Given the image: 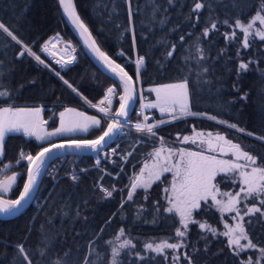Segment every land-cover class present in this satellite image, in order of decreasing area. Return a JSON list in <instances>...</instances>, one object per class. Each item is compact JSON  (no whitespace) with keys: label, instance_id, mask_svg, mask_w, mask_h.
<instances>
[{"label":"trees","instance_id":"obj_1","mask_svg":"<svg viewBox=\"0 0 264 264\" xmlns=\"http://www.w3.org/2000/svg\"><path fill=\"white\" fill-rule=\"evenodd\" d=\"M202 2L206 6L199 13H194V0H173L171 4L168 0H130V5L129 0H73L77 15L88 27L97 46L123 66L134 82L137 80L134 58H145L139 73L143 88L175 83L186 75L190 77L189 105L196 115L159 126L156 136L163 138V146L196 148L191 143H181L183 136L194 137V131L203 132L204 136L212 132L241 144L258 159L264 158V140L256 138L264 136V41L252 38L251 47L245 49L239 30L222 23L228 18L234 24L238 17L247 23L259 9L261 0H236L235 6L233 0ZM213 20H219L218 29L210 31L208 37H202L204 27L210 26ZM0 22L9 26L37 54L40 45L56 34L70 44L76 54V61L70 66L44 59L49 70L27 54L18 57L20 45L6 34L0 35V61L3 62L0 70L4 73L0 81L11 95L8 103L24 107L41 106L46 128L56 127L57 114L66 107L92 113L86 102L97 103L108 86L118 85L98 70L69 30L58 0H0ZM232 31L237 32V37L232 41L226 40L224 33ZM181 35L185 37L184 41L180 40ZM198 37L199 46L209 57L205 63L211 71L204 77L209 83L197 80L195 59L187 66L184 59L189 53H195ZM173 44L176 45L174 56L168 58L167 50H172ZM238 48L241 52L239 59L236 56ZM121 52L123 56L118 55ZM240 59L245 62L255 60L256 63L250 64L249 70L238 77L236 68ZM64 80L77 92H73ZM235 83H238L239 91L234 90ZM117 90L114 109L121 94L120 88ZM244 93L248 94L247 100L240 99ZM5 105L0 101V106ZM129 119H134V114ZM160 119L165 118L155 115L153 121ZM219 121L236 124L245 131L232 129ZM106 127L104 123L100 128L69 137L94 139ZM248 132L254 135L249 136ZM177 134L180 139H177ZM157 137L149 138L146 134L125 129L119 132L110 145H117L121 155L132 154L128 155L125 163H121L119 158H113L111 163L103 160L101 165L105 167V174L92 167L94 155H62L50 162L63 157L64 162L74 159L78 166V178L71 180L60 168L56 175L58 180L54 183L44 174L50 162L47 163L30 205L13 219H0V264H13L17 256L16 246L21 243L34 254L35 264L41 261L51 264L57 254L63 257L66 252L72 254L68 258L70 262L78 259V264H84V258L88 256L95 264H110L112 245L109 242L115 241L121 228L125 229L121 240L129 238L136 245L130 250L132 253L139 251L143 255L145 243L175 242L178 220L164 212L161 199L163 182L154 183L146 191H137L132 200L126 199L130 177L153 153ZM65 138L50 141L60 142ZM41 143L48 145V142H37L21 134L7 135L3 143L0 174L7 177L11 173H19L15 185L8 192L9 198L15 199L19 195L26 177L27 162L16 163L19 151L35 154L40 150ZM101 185L109 189L114 186L116 191L113 196L105 198L100 191ZM193 217L195 221H203L216 229V235H213L210 231L197 229L195 224L189 225L181 241L184 244L181 251L191 256L194 264H241L242 260H248V255L254 257V250L252 253L240 252L238 256L234 254L235 251L228 247L227 240L221 235L217 213L208 204L202 203ZM243 223L249 239L258 247H264V217L255 213L251 217L245 216ZM45 241L49 250L41 257L38 250L44 247ZM90 241H94L95 252L90 253ZM128 251L122 250L119 264L168 262V258L165 260L163 256H155L151 252L147 256L155 257L154 260L138 261L134 254L129 256ZM185 263H188L186 259Z\"/></svg>","mask_w":264,"mask_h":264},{"label":"snow or ice","instance_id":"obj_2","mask_svg":"<svg viewBox=\"0 0 264 264\" xmlns=\"http://www.w3.org/2000/svg\"><path fill=\"white\" fill-rule=\"evenodd\" d=\"M169 4L173 0H168ZM236 0H233V6H235ZM59 4L63 9L65 15L71 19L72 23L80 30L81 36H86L85 44L90 48L97 57L103 62L104 66L119 79V84L109 87L103 97V99L98 104H92L91 107L97 109L99 113L104 114L105 118L109 117L113 105V99L111 97L118 95L117 89L123 88V94H119V107L115 110L114 116L108 119L107 127L104 128L102 134L94 139H78L74 137L66 136V138L59 143L51 142L50 137L62 136L69 133L76 132H88L90 128L102 127L101 119L96 116H89L83 112H78L74 108L66 107L63 111L59 112V126L53 131H45L46 121L40 119L41 109L39 107H16L8 103L11 99V95L8 90L4 87L2 81H0V101H3L7 106H0V162L3 160V143L6 141L7 135L10 133H20L23 132L25 137H35L37 141L48 142L47 146L40 144V150L35 152V154L24 153L23 150L20 152V158L16 161L17 164L21 161H26L27 166V178L23 184L22 190L19 192L18 198H4L2 193H6L13 188L16 183L17 176L19 173H14L10 177H6V180L0 182V214L11 215L18 209V207L28 199L37 185L38 176L41 174L42 169H44L45 164L52 157L53 152H62L64 149H90L94 152H99L102 150L107 141L111 139L117 132H122L125 126L134 128L137 133L147 134L149 138L156 137V129L166 123L164 119L154 121L153 123H147L149 117L143 116V122H136L135 124H129L127 119L131 103L133 101L131 85L133 83L132 77L129 75L125 68L112 58H110L104 51H102L97 45L96 41L93 39L89 32L88 27L81 20L80 16L77 15L75 8L72 6V0H59ZM130 5V0H129ZM206 6V3L202 0H194V7L192 12L199 13L202 8ZM132 12L129 6V19L131 22ZM198 19V17H197ZM219 20H213L210 22V26L206 25L202 31V37H208L210 31L218 29ZM229 28L239 29L243 34L242 47L247 49L251 47L252 38H258L260 41H264V0H261L259 9L256 11L255 15L247 22L244 23L238 17L235 23H230L228 18H225L222 22ZM257 24L259 27H257ZM195 26V25H193ZM6 34V37L10 38L11 41H15L16 44L20 45V52L18 57H23L25 54L33 57L38 63L45 64V61L41 59V56L35 53L32 48L23 43V41L18 38L14 31L3 22H0V35ZM224 37L228 41H232L233 38L237 37V32L232 31L231 33L225 32ZM180 40L184 41L185 37L180 36ZM198 42L195 45V53H189L184 57L186 66L188 62L195 59V67L197 71L195 75L198 81H203L204 83H209V81L204 80V77L211 71V68L205 63L209 57L205 55L204 49L199 46L200 37L197 38ZM48 42H46L47 44ZM133 45L135 46V40H133ZM71 46L70 44L68 45ZM176 45H172V50H167V57L172 58L174 56ZM42 51L47 52V47H44ZM221 52V55L223 54ZM118 55L123 56V52ZM237 58L241 56L240 49H237ZM75 58L69 56L67 59L62 61L57 60L56 63L63 65H68L73 62ZM3 62L0 61V64ZM145 63V58L143 56H138L135 61L137 80H139L140 70ZM256 63L255 60H249L245 62L240 59L238 67L236 68L237 76L242 72L248 71L250 64ZM45 67L47 65L45 64ZM191 72V69H189ZM58 76L59 72L56 73ZM4 75L3 71L0 70V77ZM63 79V77H60ZM64 83L72 88L73 92H77L67 80ZM190 86L191 79L189 76H184L183 79L175 83L161 84L158 87L151 89L155 92L156 99L154 102L148 105H142V107H149L158 109L162 117L167 114L170 120H179L186 116L196 115V113L191 112L189 105L190 98ZM234 90L239 91L238 83L233 85ZM247 93L240 96L241 100H247ZM105 101H107V107L104 106ZM216 119V117H211ZM221 124H226L232 129H237L240 132H244L245 129L238 128L236 124H228L226 121H219ZM247 135L253 136L254 133L248 132ZM195 137V138H194ZM194 137L189 135H184L181 143L183 144H193L198 143L197 138H199V145H206L205 150H191L184 147L174 148L168 147L166 149L168 155L162 157L161 153L165 151L164 148H155L153 152V157L161 163L153 164L151 167L146 162L144 167L140 168L139 173L135 174L131 181L130 187L128 189V200L133 199V195L139 188H144L145 191L151 186L153 180H160L162 173L172 172L173 182L172 191L175 194L169 197L168 203L169 207L164 208L165 212L173 213L175 212L180 220L181 227L176 228L175 235L178 238H184L186 236V230L190 223H198L193 219V210L199 209L201 207V201H207L210 197L211 200L222 206V210L236 212V216L233 217L234 221H237L234 226L225 224L227 229L221 235L228 238L227 244L230 249L235 246V255H239L240 252H244L247 249H257L260 255L253 259L249 257L246 261H241V264H264V247H258L256 243H253L249 239V234L245 230V224L242 222L244 216H253L255 213H260L264 217V209L257 206L255 203L252 206L244 205L246 211L241 215V209L237 207L243 201L252 199L253 201L258 200L260 205H264V158L258 159L256 155L251 154L249 151L245 150L241 144L234 143L231 139H227L225 135L212 132L207 133V139L204 138V133L200 131H194ZM258 140H264V136H257ZM163 139V138H161ZM177 139H180L179 134H177ZM219 152L221 156L231 153L233 159H218L216 155L205 154ZM116 152L113 149L112 154ZM132 153H128L131 155ZM238 161H243L239 163ZM99 164V161H97ZM5 168L9 165H4ZM147 175H145V171ZM218 173H231L233 174L232 183H239L240 189L235 192V194L225 192L224 195L228 196L227 202H222L217 199L218 188L217 185L213 183ZM71 175V174H70ZM238 177V179L236 178ZM72 180H76L75 175H71ZM100 191L103 192L105 198H110L116 191L113 186L111 189L100 186ZM167 191V190H166ZM157 211L159 209L157 208ZM77 212V216H79ZM115 215V214H114ZM110 222V221H109ZM249 224L251 221L249 220ZM201 230H207L216 235V229L211 228L207 223H199ZM183 229V230H182ZM125 235V229L121 228L119 233L115 237V241H110L111 243V260L110 264H119L118 257L122 255V250L128 249V255H135L138 261H145L146 259H155V257H148L147 253H155L157 256L164 255L165 249L173 250L172 261L173 264L177 262L180 257L175 254L176 249L184 247V244L180 241L169 243L167 241H161L160 243H145L144 244V254L142 255L139 251L132 253L130 250L134 249L136 245L132 243L129 238L121 237ZM241 240L247 241L246 244H241ZM94 241L89 242L90 253L95 252L96 249L93 246ZM17 256L13 259V264H35L34 254L31 253L30 249H26L23 243L16 246ZM49 250L47 241L44 242V247L40 248L39 254L44 257ZM71 252L64 253L63 257L57 254L55 260L51 261V264H78V259L69 261ZM184 259L187 260L188 264H194L191 256L187 254L184 255ZM167 260V256H165ZM40 264H45L41 261ZM84 264H95L94 261H90L88 256L84 258Z\"/></svg>","mask_w":264,"mask_h":264},{"label":"rangeland","instance_id":"obj_3","mask_svg":"<svg viewBox=\"0 0 264 264\" xmlns=\"http://www.w3.org/2000/svg\"><path fill=\"white\" fill-rule=\"evenodd\" d=\"M257 27H259V25L257 24ZM237 30H239V29H237ZM239 32H240V30H239ZM241 33V32H240ZM241 35H242V37H243V34L241 33ZM49 39H54L53 40V42H52V47L51 48H48V50L49 51H47L46 52V54H51L52 56H55L56 58H59V56H61V54H62V57L63 58H68L69 56H71V54L75 57V61H76V54H75V52H74V50L72 49V47L70 46H68L69 44L68 43H66L63 39H62V37L60 36V35H53V36H51V37H49L48 39H46L45 41H47V40H49ZM44 41V42H45ZM58 41V42H57ZM41 46V45H40ZM38 52H39V49H38ZM40 56H41V59H46V60H49V61H51V62H53L52 60H51V58L50 57H47V56H45V55H43V54H40ZM31 57V56H30ZM32 58V57H31ZM33 59V58H32ZM136 59L137 58H134V61H133V63L135 64V61H136ZM34 60V59H33ZM57 60H60V59H56L54 62H56ZM35 61V60H34ZM37 62V61H36ZM38 63V62H37ZM39 64V63H38ZM45 64L47 65V63L45 62ZM45 64H42L43 65V67H45ZM61 65H62V63H61ZM66 66H69V65H66ZM45 68H47V69H49V70H51L50 69V67L47 65V67H45ZM135 69H136V64H135ZM137 81V85L139 86V84H138V80H136ZM112 86H114V84H112ZM159 85H154V86H148V87H144V88H142V87H140V92H141V96H143V97H145L144 99H143V102H144V104L143 105H148V104H150V103H152V102H154L155 101V99H156V94H155V92H153V91H151V89H153V88H155V87H158ZM110 86H108L107 88H106V90L104 91V94H103V97H104V95H105V93H106V91H107V89L109 88ZM139 90H138V92H139ZM118 91V90H117ZM103 97L97 102V103H92V104H98L102 99H103ZM114 102V101H113ZM90 104V103H89ZM87 105V104H86ZM139 105H140V101H139V98H138V100H137V104H136V107L138 108L139 107ZM89 108V107H88ZM144 108V112H145V115L144 116H148L149 117V119H148V121H147V123H153L154 121H153V119L155 118V115H157L158 117H161V118H165L164 120L166 121V123H169V122H172V121H175V120H170V118L167 116V114H165L163 117H162V115H161V113L159 112V110L158 109H155V108H149V107H143ZM91 111H92V114H94V115H96V116H98V117H100L101 119H102V124H107L108 123V118L110 117V116H114V114H115V110L116 109H114L113 108V105H112V108H111V111H110V113H109V117L108 118H105L104 117V114H102V113H99L98 111H97V109H95L94 111L91 109V108H89ZM139 109H141V108H139ZM132 114H134V119H129L128 118V121H130V122H132L133 124H135L136 122H143V116H142V114H135V113H132ZM102 116V117H101ZM187 117V116H186ZM166 123H164V124H166ZM164 124H162V125H164ZM161 126V125H160ZM125 130H130V131H133V132H136L135 131V129L133 130V129H129V128H124ZM147 135V134H146ZM157 137V136H156ZM34 139V138H33ZM45 142H47V141H45ZM206 147L207 146H205L202 150H205L206 149ZM155 148H164L165 149V151H163L162 153H161V156L162 157H166L167 155H168V153H167V151H166V149L168 148L167 146H163L162 145V139H161V137L160 136H158L157 137V143L155 144ZM187 149H191V150H196V151H200L201 149H198V148H192V147H186ZM113 149H115L116 150V152H115V154L113 155L112 154V152H113ZM153 152H154V150H153ZM25 153H27V152H25ZM153 154V153H152ZM150 155L149 157H148V159H146L142 164H141V166L139 167V169L130 177V180H129V184H128V187H127V195L126 196H128V189H129V187H130V184H131V181H132V179L134 178V176H135V174H138L139 173V170H140V168H142V167H144V165H145V163L147 162L148 164H149V166L151 167V165H153V164H158V163H161V161H158L157 159H155L154 157H153V155ZM205 154H209V155H216L217 156V158L218 159H233V157L231 156V153L230 154H227V155H224V156H221L220 155V153L217 151V152H215V153H208L207 151H205ZM127 157H128V154H125V155H121L118 151H117V145H108L107 147H106V149L102 152V154L101 155H94V156H92V161H93V168H96L97 170H100L101 172H103V174H105L106 173V171H105V167L103 166V165H101V162L104 160V161H106V162H109V163H111L112 162V160H113V158H119V160H120V162L121 163H125L126 162V160H127ZM19 158H20V154H19ZM23 161V160H22ZM97 161H99V164H97ZM239 163H243V161H238ZM59 164H61V163H59ZM77 163L75 162V160L74 159H72V160H69V161H66V162H62V164H61V169L63 170V172H65L66 174H65V176H67V177H69V178H71V175H75L76 176V179L78 178V173H79V171L77 170V168H78V166L76 165ZM147 169H146V171H145V175H147ZM14 173H11L9 176H7V177H10V176H12ZM71 174V175H70ZM233 174H231V173H218L217 174V176H216V178L214 179V181H213V183L214 184H216L217 185V188H218V192H217V199L218 200H220V201H222V202H227V200L229 199V197L228 196H225L224 195V193L225 192H228V193H232V194H235V192H237V191H239V189H240V185H239V183H236V184H233L232 183V180H233ZM237 179H238V177H236ZM6 180V177L5 176H1V174H0V182H3V181H5ZM72 180V179H71ZM159 181H161V182H163L164 183V186L162 187L163 189H162V192H161V199H162V201H163V204H164V208H166V207H169L170 205H169V203H168V200H169V197H172V196H174L175 194L173 193V191H172V182H173V173L172 172H164V173H162V175H161V177H160V180H158V181H156V180H153V182L151 183V186L154 184V183H156V182H159ZM150 186V187H151ZM150 187H148V189L150 188ZM147 189V190H148ZM139 190H143V191H145V189L144 188H139V189H137L136 190V192L137 191H139ZM167 190V191H166ZM9 192V191H8ZM8 192H6V193H2V195H3V197L4 198H9L7 195H8ZM135 192V193H136ZM134 193V194H135ZM12 199V198H11ZM126 199H127V197H126ZM202 203H206V204H208L212 209H214V211L217 213V215H218V217H219V219H220V223H221V233H223L224 231H226L227 229L225 228V224H228V225H230V226H234V224L237 222V221H234L233 220V217H235L236 216V212L235 211H232V212H228V211H225V210H222V206L221 205H217V204H215L212 200H211V198L209 197L208 199H207V201H201V204ZM253 203H255L257 206H259V207H261L262 209H264V205H260L259 204V201L258 200H256V201H253L252 199H249V200H247V201H243L241 204H238L237 205V207L238 208H240L241 209V215H243V212L244 211H246V208L244 207V205L245 204H247L248 206H252V204ZM197 209H195V210H193V214H194V211H196ZM165 212V211H164ZM165 214H167V215H174L176 218H177V220H178V227H181V225H180V222H179V220H180V218H179V216L175 213V212H173V213H168V212H165ZM244 218H245V216H244ZM193 219H194V217H193ZM195 220V219H194ZM198 223H190L189 225H191V224H195L196 225V228L197 229H200V227H199V223H205V222H203V221H197ZM243 222V221H242ZM189 225H188V227H189ZM210 226V225H209ZM177 227V228H178ZM183 230V229H182ZM187 230H188V228H187ZM186 230V231H187ZM201 230V229H200ZM204 232H207V231H205V230H203ZM223 236V235H222ZM226 240H228V238L227 237H225V236H223ZM122 238V237H121ZM178 241H182V238H178V237H176V240H175V242H178ZM161 241H159V242H154V243H160ZM169 243H174V242H169ZM247 243V241H245V240H241V244H246ZM181 249L182 248H180V249H176L175 250V254L178 256V257H180V259L177 261V262H175V264H188V263H185V259H184V253H182V251H181ZM233 251H235L236 249H235V246H233ZM252 250H254V252L252 251ZM244 252H253V254H254V257H252L251 256V254L250 255H248L249 257H252L253 259H255L256 257H257V255L259 256L260 255V253L258 252V250H256V249H247L246 251H244ZM172 253H173V250H171V249H165V251H164V255H161V256H163V258H165V256H167V258H168V262L166 263V264H173V261H172ZM153 255H155V256H157L155 253H152ZM160 256V255H159ZM248 257V258H249Z\"/></svg>","mask_w":264,"mask_h":264},{"label":"water","instance_id":"obj_4","mask_svg":"<svg viewBox=\"0 0 264 264\" xmlns=\"http://www.w3.org/2000/svg\"><path fill=\"white\" fill-rule=\"evenodd\" d=\"M58 3H59V0H58ZM72 6L75 8L74 3H73V0H72ZM59 7H60V10H61L62 16L64 18V21L67 24L69 30L76 37V39L78 40V42L84 47V49L86 50L87 54L89 55V57L91 58V60L95 64V66L98 68V70L101 73H103L104 75H106L107 77H109L112 80H114L117 84H119V79L117 77H115V75L112 74L104 66L103 62L97 57V55L90 48H88L87 44H85V40H86L87 37L86 36H81L80 30H78L76 28V26L72 23L71 19H69V17L64 14L63 9L61 8L60 4H59ZM132 81H133V83L131 85V90H132L133 101L131 103V107H130V110H129V114H128L127 119L130 117V115L133 112V109H134V106H135V102H136V97H137L136 84H135V82H134L133 79H132ZM120 91H121V94H123V88L122 87L120 88ZM118 107H119V102H118L117 108ZM118 133L119 132H117L111 139H109L107 141L105 147L102 150H104L114 140V138L117 136ZM60 142H62V141H60ZM55 143H59V142H55ZM102 150H100L99 152H94V151H92L90 149L76 150V149L72 148V149H64L62 152H53L52 157L49 159V161L46 162L45 166L51 160H53V159H55V158H57L59 156H62V155H81V156L84 155V156H91V155L99 154ZM42 171H43V169H42ZM42 171H41V174H42ZM41 174L38 176L37 185H36L35 189L32 191L30 197L28 199H26L24 202H22V204L18 207V209L16 211H14L13 214H11V215H8V214H0V219H13V218L19 216L30 205V203L32 201V198H33V196H34V194L36 192V189L38 187V183L40 181ZM26 178H27V172H26L25 180H26ZM18 196L16 198H18Z\"/></svg>","mask_w":264,"mask_h":264},{"label":"built area","instance_id":"obj_5","mask_svg":"<svg viewBox=\"0 0 264 264\" xmlns=\"http://www.w3.org/2000/svg\"><path fill=\"white\" fill-rule=\"evenodd\" d=\"M53 40L54 39H49V40H47V41H45V42H43L42 44H41V46L39 47V52H38V54L40 55V54H43V55H45V56H47V57H50L51 58V60L54 62L56 59H60V61H62L63 59H67V58H63L62 57V54H61V56H59V58H56L55 56H52L51 54H46V52H44V51H42V49L44 48V47H47V49L48 48H51L52 47V42H53ZM46 42H48L47 44H46ZM49 51V50H48ZM71 57H74L72 54H71ZM33 58V57H32ZM75 58V57H74ZM34 59V58H33ZM35 60V59H34ZM36 61V60H35ZM74 62H75V59L73 60V62L71 63V64H68L69 66L70 65H73L74 64ZM40 64V63H39ZM41 66H43L42 64H40ZM136 91H137V97H136V104H137V100H138V98H139V101H140V105H139V107L137 108L136 107V104H135V108L133 109V112L132 113H135V114H142V116H144L145 115V112H144V108L142 107V105L144 104V102H143V99L145 98V97H143V96H141L142 94H141V92H140V87H142L141 86V83H140V80H138V84H139V86L137 85V81H136ZM110 87H113L112 85H110ZM143 88V87H142ZM138 90H139V92H138ZM116 96V95H115ZM115 96H113L112 97V99H113V101H114V99H115ZM86 104H87V106L89 107V108H91L93 111L95 110V108H93V107H91V105L92 104H89V103H87L86 102ZM139 108H141V109H139ZM113 116V115H112ZM112 116H110L109 118H111ZM102 117V116H101ZM108 118V119H109ZM129 124L131 125V124H133L132 122H130L129 121ZM125 128H129V129H133L134 130V128H131V127H129V126H125ZM106 149V148H105ZM104 149V150H105ZM104 150H102L99 154H95V155H101L102 154V152L104 151ZM20 152L21 151H19V154H20ZM24 152V151H23ZM25 153V152H24ZM64 160H65V158L63 157V158H60V159H57V160H54V161H52V162H50V164H48L47 166H46V168H45V172H44V174H45V176L46 177H49L50 179H51V181L52 182H57V180H58V177L56 176L58 173V170L61 168V164H62V162H64ZM59 163H61V164H59ZM71 179V178H70Z\"/></svg>","mask_w":264,"mask_h":264},{"label":"crops","instance_id":"obj_6","mask_svg":"<svg viewBox=\"0 0 264 264\" xmlns=\"http://www.w3.org/2000/svg\"><path fill=\"white\" fill-rule=\"evenodd\" d=\"M5 106H7V105H5ZM16 107H24V106H16ZM35 107H39L40 109H41V112H40V119H42L43 121H46V120H44L43 119V117H42V107L41 106H35ZM64 109H62L61 111H63ZM60 111V112H61ZM78 111V110H77ZM78 112H83V111H78ZM83 113H85L86 115H89V116H93L94 114H92V113H86V112H83ZM94 116H96V115H94ZM97 118H99V119H101L100 117H98V116H96ZM101 121H102V119H101ZM59 126V112H58V114H57V125H56V127H58ZM55 127V128H56ZM55 128H53V129H48V128H46V125H45V131H53ZM93 128H96V127H93ZM90 129H92V128H90ZM89 129V130H90ZM83 133H86V132H76V133H69V134H65V135H62V136H53V137H50L49 138V140H53V139H56V138H60V137H64V136H72V135H74V134H83ZM16 134H21V135H23V132H20V133H16ZM24 136V135H23ZM26 138H34L35 139V137H26ZM36 140V139H35ZM37 141V140H36ZM37 142H40V141H37Z\"/></svg>","mask_w":264,"mask_h":264},{"label":"flooded vegetation","instance_id":"obj_7","mask_svg":"<svg viewBox=\"0 0 264 264\" xmlns=\"http://www.w3.org/2000/svg\"><path fill=\"white\" fill-rule=\"evenodd\" d=\"M194 138H195V137H194ZM204 138L207 139V136H204ZM197 140H198V143H197L196 145H194V146H195L196 148L202 150L206 145L200 146V145H199V138H197Z\"/></svg>","mask_w":264,"mask_h":264},{"label":"bare ground","instance_id":"obj_8","mask_svg":"<svg viewBox=\"0 0 264 264\" xmlns=\"http://www.w3.org/2000/svg\"><path fill=\"white\" fill-rule=\"evenodd\" d=\"M58 42V41H57ZM75 63V62H74ZM112 98V97H111ZM104 106H106L107 107V101H105V104H104Z\"/></svg>","mask_w":264,"mask_h":264}]
</instances>
